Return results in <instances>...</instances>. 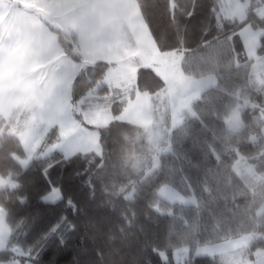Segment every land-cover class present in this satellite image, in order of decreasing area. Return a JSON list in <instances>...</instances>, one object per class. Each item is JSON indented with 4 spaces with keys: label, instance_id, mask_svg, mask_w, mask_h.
<instances>
[{
    "label": "snow or ice",
    "instance_id": "6c2138e0",
    "mask_svg": "<svg viewBox=\"0 0 264 264\" xmlns=\"http://www.w3.org/2000/svg\"><path fill=\"white\" fill-rule=\"evenodd\" d=\"M198 3L191 0V10L182 13L193 18ZM167 7L175 22L178 5L167 0ZM212 14L224 34L217 42L239 36L247 64L237 55L220 70L212 55L216 44L206 39L211 22L197 49L186 46L178 25L177 45L165 50L153 37L143 0H0V194L7 197L0 202V264H40L49 241L63 245L75 230L61 216L28 244L25 221L9 220L15 205L28 204L25 177L35 172L50 185L39 194L40 201L64 202L51 172L73 162L87 165L75 175L87 174L93 196L97 178L106 195L129 205L148 200L160 216L175 219L172 205L177 202L194 204L199 213L223 197L229 217L225 232L216 233V240H193V225L188 224L189 238L182 236L175 245L169 239L167 247H176L174 256L183 255V264H264V0H217ZM227 28L231 36H226ZM200 48L209 54L193 56ZM248 68L245 83L236 87L232 73L238 76ZM141 69L162 81L158 91L148 84L141 87ZM81 80H87V87L78 93ZM208 97L218 103L205 106ZM113 129L123 179L105 183L106 140ZM205 134L210 137L202 141L205 155L217 161L215 171H204L201 191L208 200L194 190L191 196L180 195L168 179H159L170 162L187 160L185 140L199 145ZM225 156L234 161L223 173L230 199L227 191L210 184L221 174ZM177 172L183 168L171 169L170 175ZM66 204L79 211L71 198ZM152 251L162 264H171L166 249Z\"/></svg>",
    "mask_w": 264,
    "mask_h": 264
},
{
    "label": "trees",
    "instance_id": "16d2710c",
    "mask_svg": "<svg viewBox=\"0 0 264 264\" xmlns=\"http://www.w3.org/2000/svg\"><path fill=\"white\" fill-rule=\"evenodd\" d=\"M174 2L178 5L175 22L167 7V0H143L146 19L153 37L165 50L177 45L178 25L186 46L189 49H197V45L204 38V26L211 22V31L206 39L216 44V50L212 55L220 62V70H223L230 61H234L237 55L241 64L248 63L241 45H236V51L229 54L232 48L231 40L226 38L219 42L216 40L218 36L224 35L220 29L216 28L212 14V8L217 0H199L197 14L191 19L182 13V9L191 10V0H174ZM231 35V28H227L226 36ZM208 54V48H200L192 53L193 56H207ZM250 71L251 68L241 70L238 76L235 72L232 73L236 80V87L245 83L246 72ZM139 81L142 88L144 84H148L153 92L158 91L162 86V81L148 69L140 70ZM85 87H87V80H81L76 90L80 93ZM217 103L214 97H208L204 101V105L209 108ZM205 138L210 139L206 137V134L201 136L199 145L193 144L191 140H185L183 148L187 154V160L170 162L166 165L164 173L160 174L159 179L161 181L168 179L174 190L184 196L192 195L194 190L197 196L208 200V194L201 191V184L204 180L205 169L212 168L215 171L217 161L215 157L211 159L205 155L207 150L202 144ZM106 145L110 159L108 160L109 174L104 176V182L119 181L121 180V175L118 174L120 142L116 129H113V135L106 140ZM223 160L221 174L218 178L212 177L210 184L213 189L219 185L229 193L230 199L231 188L225 184L223 173L225 168L231 166L234 161L227 156ZM0 164H3L2 156H0ZM86 167L84 163L73 162L66 168L57 167L52 170V180L56 186L62 188L64 195V202L53 205H46L39 199L40 193L50 190V185L45 183L39 172L25 177L29 202L23 207L15 205L14 214L9 220L12 224L20 220L25 221V231L29 233L28 244H34L36 239L55 224L61 216L67 217L70 223L76 225L75 230L66 235L63 245L58 240L49 241L40 256V264H162L160 257L152 251L156 247L166 249L167 259L171 264H176L172 258L176 247L169 248L167 244L169 239L175 245V242L182 236L189 238L186 231L188 224L193 225V234L190 237L193 240H216V233H223L228 228L229 217L224 215L226 201L223 197L220 198L218 204L213 203L209 208L201 207L199 213L194 204L175 203L172 206L176 218L173 219L155 213L149 206L148 200L140 199L129 205L122 198L106 195L104 184L97 178H94L96 191L93 196L85 183L88 179L87 174L75 175L77 170L83 173ZM181 167L183 168L182 174L177 172L175 175H170L171 169ZM114 168L117 170L115 175L113 174ZM182 177L192 185V189L185 186ZM68 198L74 201L79 211H73L67 206ZM213 210L216 213L215 217H213ZM133 213H135L134 217ZM125 215L131 219V223L123 218ZM121 229L124 231L122 232ZM21 239L25 237L21 236ZM203 264H208V262H203Z\"/></svg>",
    "mask_w": 264,
    "mask_h": 264
},
{
    "label": "rangeland",
    "instance_id": "374dc122",
    "mask_svg": "<svg viewBox=\"0 0 264 264\" xmlns=\"http://www.w3.org/2000/svg\"><path fill=\"white\" fill-rule=\"evenodd\" d=\"M231 42H232V45H233V43H234V45H235V51H236V45H241V47H242V50H243V52H244V54H245V49H244V45H243V43H242V41H241V38L239 37V36H236L235 38H234V40H231ZM257 71V73H259L261 70L260 69H257L256 70ZM121 179H123V177L121 176ZM177 192V191H176ZM179 193V192H178ZM180 194V193H179ZM180 195H182V194H180ZM191 196V195H190ZM186 197H188V196H186ZM178 203V202H177ZM186 205H190V204H186ZM176 252V250L173 252V254H172V258H173V261H174V263H176L177 264V261H179L180 262V264L181 263H183V260L185 259V257L183 256V255H179V256H174V253Z\"/></svg>",
    "mask_w": 264,
    "mask_h": 264
},
{
    "label": "clouds",
    "instance_id": "9594fccd",
    "mask_svg": "<svg viewBox=\"0 0 264 264\" xmlns=\"http://www.w3.org/2000/svg\"><path fill=\"white\" fill-rule=\"evenodd\" d=\"M3 126V120L0 119V127ZM0 202H7V197L4 194H0ZM0 206H2V203H0Z\"/></svg>",
    "mask_w": 264,
    "mask_h": 264
}]
</instances>
